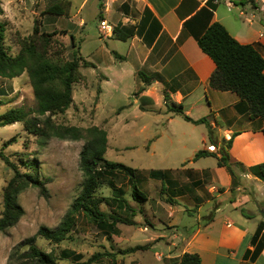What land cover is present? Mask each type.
Wrapping results in <instances>:
<instances>
[{
	"label": "crops",
	"instance_id": "1",
	"mask_svg": "<svg viewBox=\"0 0 264 264\" xmlns=\"http://www.w3.org/2000/svg\"><path fill=\"white\" fill-rule=\"evenodd\" d=\"M64 1L69 3L65 15L55 16L47 12L45 0H0L1 20L21 31L30 17L33 22L44 17L46 32L61 30L73 36L69 28L84 29L83 21L79 25L74 21L92 5L93 16L98 17L88 21V32L92 22L103 40L123 43L116 50L97 54L104 71L96 77L95 101L98 105L107 94L133 101L128 109L113 113L122 117L129 112L126 117H107L99 128L107 133L108 147L118 134L141 137L146 157L179 167L163 170L168 173L164 195L162 181L153 176L157 171L144 179L149 185L158 183L155 198L142 192L145 205L155 202L151 205L153 220L165 225L161 230L153 228L160 233L146 243L151 249L167 246L166 264H179L185 254L199 255L201 264H264V219L260 215L264 180L250 172L264 163V121L250 119L249 105L238 95L210 87L216 65L197 43L212 24L220 23L236 41L253 46L264 58V0ZM63 18L69 26L60 25ZM100 21H106L113 31L118 27L134 36L120 41L112 31L103 37ZM108 55L119 63L112 62V57L107 62ZM128 79H133L134 87L127 86ZM176 107H182L193 121L204 119L208 125L185 121L173 112ZM229 142L230 162L245 168L236 171L235 185L227 168L219 165L220 151ZM199 151L209 156L195 159ZM163 204L169 206L166 220Z\"/></svg>",
	"mask_w": 264,
	"mask_h": 264
},
{
	"label": "trees",
	"instance_id": "2",
	"mask_svg": "<svg viewBox=\"0 0 264 264\" xmlns=\"http://www.w3.org/2000/svg\"><path fill=\"white\" fill-rule=\"evenodd\" d=\"M47 12L55 16L65 15L68 2L64 0H45ZM3 9L0 2V17ZM8 33L7 24L0 18V78L13 80L27 73L33 89L36 109L27 112L22 108H14L0 115V128L21 123L24 130L32 136L44 140L58 139L62 141H84L85 144L80 154L79 169L84 181L80 194L74 200L71 210L55 229L41 227L36 235L26 239L20 246L27 251L19 252L20 261L25 264H60L73 255L64 253V257H56L37 246V239L42 238L52 244H60L71 240L72 232L80 216L96 226L107 238L118 235L117 225L135 226L134 217L137 211L129 205L125 199V193L121 188L113 185V181L120 175L128 179L131 188V197L135 202L144 204L147 199L137 184L136 171L123 164L106 160L108 147L107 133L99 127L82 129L74 126L59 125L54 117L66 113L73 104V87L82 81L80 68L93 67L74 52L73 59L66 61L63 58L64 47L54 40L57 32L43 33L40 30V22L35 21L33 31L28 36L16 34V43L20 50L17 55L10 53L6 45ZM66 35L65 32H61ZM114 37L120 41H127L134 36L133 32L115 28ZM72 47L77 49L76 39L71 36ZM199 48L212 59L216 70L210 78V87L220 92H231L246 101L250 109V119H262L264 121V58L251 45H242L236 41L220 23L212 24L205 33L197 38ZM53 54L55 56H53ZM5 103L0 100V108ZM173 112L183 117L187 122L195 125L205 124L203 119L193 121L185 115L182 107L172 109ZM264 133V130H263ZM209 138L213 141V130L209 128ZM6 143V146L14 141ZM231 143H226L221 149L219 165L227 168L236 180V169L245 171L239 164H233L228 157ZM209 156L207 151H199L195 159ZM0 159L14 172L3 193V211L0 215V232H5L18 224L24 216V210L18 202L19 196L28 188H38L45 192V184L40 181L36 161H22V165L30 172L22 173L18 166L11 162L9 157L0 151ZM257 178L264 180V163L250 169ZM154 177L160 178L162 183L167 179V172H155ZM104 181H110L114 188L110 199L97 196L98 190ZM235 187V186H234ZM165 194V186L161 189ZM107 203L113 209V213L101 210V205ZM124 214L125 216H123ZM141 214V212H140ZM146 247L137 246L128 249L121 254H132L145 250ZM105 256H113L111 253H97L86 261L77 260L73 264H95ZM179 264H201V258L197 254H185Z\"/></svg>",
	"mask_w": 264,
	"mask_h": 264
},
{
	"label": "rangeland",
	"instance_id": "3",
	"mask_svg": "<svg viewBox=\"0 0 264 264\" xmlns=\"http://www.w3.org/2000/svg\"><path fill=\"white\" fill-rule=\"evenodd\" d=\"M102 9L100 8V11ZM93 14L92 5H88L83 17H79L80 19L74 21L76 25H79V20L83 21L85 23L84 26L86 25L85 28L76 26L69 28L76 39L77 49L72 47L71 36H67L66 31H55L58 35L54 37V40L64 47L62 54L64 60L71 61L75 52L84 61L97 65L96 68H84L83 66L80 68L83 79L73 87L72 106L66 113L54 117V121L59 125L74 126L82 129L94 126L100 127L107 117H111L114 120L126 117L129 112H125L122 117H117L113 113L122 107L128 109L126 106L133 101L132 98L129 100L125 96L107 94L102 97V102L96 105L97 87L94 84H96V77L104 71L99 67L100 63L97 60V54L102 50L104 53L116 50L117 45H123V43L103 40L96 30V24L92 22L89 24L92 30L88 32V21L92 17H98L93 16ZM43 18L38 17L33 22V18L30 17L24 22L21 28L22 32L9 28L7 25L6 45L12 55H17L20 50L16 43L17 32L21 33L22 36L30 35L35 21L40 22L41 32L54 33L46 32L48 27L43 28ZM62 24L65 27L69 26L66 18L62 19L60 25L62 26ZM102 31L101 35L108 37L105 31ZM61 32H65L66 35ZM53 56L55 55L53 54ZM110 57H112V62L119 63L115 60L114 55H108V59L106 58L107 62ZM143 78L146 79V77ZM88 84L89 86L91 84L92 86L94 85L93 87L90 86L89 91ZM127 86H135L133 79H128ZM0 100L5 103L0 108V115L14 108H22L30 113L34 111L36 109V101L27 73L13 80L0 78ZM116 136V139L110 141L106 160L121 163L134 169L139 189L148 196L155 198L157 193L155 185L158 183L151 181L149 185L144 179L148 177L152 170L161 173L165 172L163 170L179 167L162 163L159 158L150 159L146 157V149L143 148L141 137H133L130 134H118ZM14 138L15 142L6 146V143ZM84 144V141H62L55 138L50 140L40 139L29 135L21 123L0 128V151L9 157L10 161L15 163L22 173L31 171L22 165V161H36L39 179L45 184V192L31 187L19 196L18 202L24 210V216L13 228L0 232V264H25V262L18 260V256H15L18 251L21 253L27 251L26 247L22 248L20 245L26 239L36 235L41 227L55 229L62 223L71 210L74 200L80 194L84 181L83 174L79 169L80 154ZM13 176L14 172L12 169L0 159V215L3 211L4 189ZM113 185L123 190L125 199L137 211V216L133 219L136 223L135 226L119 224L117 225L118 235L109 239L96 226L87 222L83 216H80L73 229L71 240L60 244H52L42 238H38L37 246L58 258L59 256L63 258L65 256L64 253L73 255L66 261H61L60 264H73L77 260L86 261L97 253H111L113 256H105L95 264H166L168 256L167 246L161 244L151 249V246L146 243V240L150 239L151 235L160 233L153 228L158 230L165 228L164 224L154 221L151 216V205L155 202L147 205L135 202L131 197L129 183L124 180L122 175L113 181ZM162 185L165 186V183H162ZM113 191L114 188L111 182L104 181L103 186L97 192V196L107 200L112 197ZM163 206V218L166 220V211L169 206L167 204H163ZM100 208L106 213L111 214L114 212L107 203L102 204ZM122 215L125 216L124 214ZM161 234H164V231H161ZM157 242L160 241L157 240ZM137 246H143L146 249L132 254H121V252Z\"/></svg>",
	"mask_w": 264,
	"mask_h": 264
},
{
	"label": "built area",
	"instance_id": "4",
	"mask_svg": "<svg viewBox=\"0 0 264 264\" xmlns=\"http://www.w3.org/2000/svg\"><path fill=\"white\" fill-rule=\"evenodd\" d=\"M101 28H102V30H104L105 31V34H111L112 33V31H113V29H112V27L111 26H109V24L106 22V21H102L101 22ZM213 148H210L209 150L211 151Z\"/></svg>",
	"mask_w": 264,
	"mask_h": 264
},
{
	"label": "water",
	"instance_id": "5",
	"mask_svg": "<svg viewBox=\"0 0 264 264\" xmlns=\"http://www.w3.org/2000/svg\"><path fill=\"white\" fill-rule=\"evenodd\" d=\"M260 215L264 219V211H260Z\"/></svg>",
	"mask_w": 264,
	"mask_h": 264
}]
</instances>
